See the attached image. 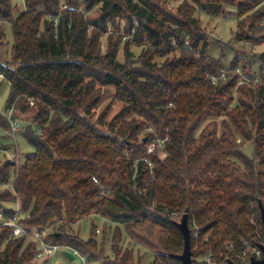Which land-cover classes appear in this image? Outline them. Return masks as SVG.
<instances>
[{"label":"trees","instance_id":"obj_1","mask_svg":"<svg viewBox=\"0 0 264 264\" xmlns=\"http://www.w3.org/2000/svg\"><path fill=\"white\" fill-rule=\"evenodd\" d=\"M23 1L14 16V0H0L14 34L13 60L0 64L10 84L0 128L11 129L9 113L27 114L50 151L25 132L35 150L22 164H0V181L12 183L0 187V210L14 215L3 203H18L23 226L48 228L53 243L99 264H141L121 248L123 231L154 252L151 264H181L171 254L183 252L175 221L187 211L194 264L209 253L241 264L248 245L264 242V67L234 59L224 68L208 54L196 12L217 17L233 7L235 38L263 43L264 0H183L175 10L166 0ZM132 46L141 47L137 57ZM238 67L258 83L237 88ZM223 70L227 78L214 83ZM109 87L125 103L112 118L110 104L100 109ZM237 134L253 142L252 156ZM97 216L115 224L112 259ZM81 219L91 221L86 240L72 228ZM37 250L0 227V264H41Z\"/></svg>","mask_w":264,"mask_h":264},{"label":"rangeland","instance_id":"obj_2","mask_svg":"<svg viewBox=\"0 0 264 264\" xmlns=\"http://www.w3.org/2000/svg\"><path fill=\"white\" fill-rule=\"evenodd\" d=\"M168 6L172 9H177V7L183 2V0H166ZM16 4V9L14 11V16L18 15L23 9H25V3L23 0H14ZM230 12H227L226 15L221 16H210L200 10L196 12V16L202 20L203 25L206 28V31L209 35V48L208 54L215 58H220L223 62L224 68H229L231 62L236 59L239 61V66L242 67L246 64L252 69V71L258 72L261 67H264V60L262 62L260 56L263 54L264 57V42L255 43L249 41H238L234 36V30H236L237 24V15L233 7H229ZM113 30V28H112ZM106 37L103 38V49L106 46ZM13 43H14V34L12 30L11 22L1 21L0 20V64L6 62H12L13 60ZM132 51L134 52L135 57H137L141 52V47L132 46ZM119 60L123 61V53L119 55ZM10 91V84L7 80L0 78V111L3 110L5 102L7 100L8 94ZM110 104L111 111L108 118H112L121 108L125 105L124 101L118 98L117 92L114 87H109L105 95L104 102L102 104V109L105 105ZM31 105V104H30ZM16 119L20 121V124L25 126L27 124L24 120L27 114H22L19 111H15ZM9 116V114H8ZM223 118L218 119V122L221 123ZM227 120H229L227 118ZM148 129H145L142 135L147 133ZM240 141L243 142V151L252 156L254 152V144L252 141H245L240 135H238ZM0 144L2 146H9L10 151L13 153L15 150L19 152L18 163L24 162V157L28 152H33L35 150V145L30 141L29 137L25 134L24 129H19L16 136H9L8 133L0 128ZM164 157L165 154L162 153ZM0 162H2L0 160ZM4 206L19 207V204L4 202ZM94 219V218H93ZM95 225L98 228V238L101 239L104 235V251L105 254L112 259V244L113 238L116 235L115 224L109 220H106L102 216L95 217ZM180 218L178 219V221ZM72 228L74 233H78L79 236L86 240L90 236L91 230V221L89 219H81L76 224H73ZM123 229V227L121 228ZM123 236L119 244L123 250L129 249L133 252L134 261H141V264H151L154 259V252L147 249L143 245L133 241L129 235L123 231ZM65 248H60V250L54 255L53 259L49 261V264H83L82 261L75 257L73 260H70L65 255ZM102 260H99V264ZM91 264V263H90Z\"/></svg>","mask_w":264,"mask_h":264},{"label":"built area","instance_id":"obj_3","mask_svg":"<svg viewBox=\"0 0 264 264\" xmlns=\"http://www.w3.org/2000/svg\"><path fill=\"white\" fill-rule=\"evenodd\" d=\"M124 24H122L123 26ZM110 30L112 28L110 27ZM186 44H189L188 41H186ZM235 73L239 75V80L237 83V88H239L241 85L245 84H250L253 83L256 85L258 83V78H252L248 76L245 72L242 71L240 67H238L235 70ZM1 77V74H0ZM227 78V73L225 70L222 71L220 76H213V82H217L220 79L225 80ZM30 104L33 105L34 102L33 100L30 101ZM11 114L9 113V119L11 122V129L7 132L9 136H16L17 131L19 129H24V126L20 124V121L18 119L11 118ZM164 141H159V145L162 146ZM156 142H152L149 145L148 152H154L157 147ZM9 146H2L0 144V164L4 162H15L16 164L18 163L19 159V152L15 150L13 153L10 151ZM148 160V159H147ZM149 166L152 168L153 163L148 160ZM96 180V179H95ZM12 186L11 181H5L1 182L0 181V187H9ZM16 211L14 215H7L3 210H0V227L4 226H9L12 227V233L13 236H25L29 237L32 240H35L38 244V250L35 255V259L41 263V264H49V261L53 259L54 255L62 248L61 245L53 243L50 239V229H44V230H33L26 228L23 226L20 222V213H19V207H16ZM65 248L66 251H69L73 254L74 258L77 257L79 258L83 264H90L91 262L89 261L87 255L82 254L79 250L74 249V248H69V247H63ZM263 256L262 250L259 248V246H253V245H248L247 249L242 252L240 255L241 259V264H248L251 260V258H261ZM207 264H226V263H216L213 260L212 253L207 254L204 259H203ZM92 264V263H91Z\"/></svg>","mask_w":264,"mask_h":264},{"label":"water","instance_id":"obj_4","mask_svg":"<svg viewBox=\"0 0 264 264\" xmlns=\"http://www.w3.org/2000/svg\"><path fill=\"white\" fill-rule=\"evenodd\" d=\"M263 57V54H261ZM24 131L35 141L42 144L45 148L50 151V146L46 142V140L35 130L31 123H27L24 126ZM261 206V216L263 221V228H264V206L260 202ZM178 228L181 230L183 237H184V248L183 252L180 254H171L173 257L179 259L181 264H194L193 263V251H192V244H191V228L189 227L188 222V212L186 211L180 221H175ZM259 248L263 252V256L261 258H251L248 264H264V242L258 244ZM65 255L70 259L73 260L74 256L71 252L65 251ZM229 264H237L232 260H229Z\"/></svg>","mask_w":264,"mask_h":264}]
</instances>
